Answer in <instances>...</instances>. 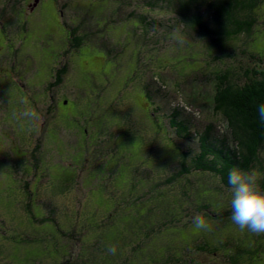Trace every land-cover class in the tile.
I'll return each instance as SVG.
<instances>
[{
	"label": "rangeland",
	"instance_id": "obj_1",
	"mask_svg": "<svg viewBox=\"0 0 264 264\" xmlns=\"http://www.w3.org/2000/svg\"><path fill=\"white\" fill-rule=\"evenodd\" d=\"M59 1L67 6L60 14ZM34 2L13 6L22 19L7 21L10 43L0 49V96L6 101L0 110V264H156L148 258L170 253H181L188 264H233L230 255L239 256L238 249L264 264V235L241 232L231 214H220L231 209V190L218 178L194 173L169 181L180 166L174 149L196 144L176 137L167 115L178 106L198 127L216 121L223 129L213 114L214 69L249 67L241 55L245 37L215 49L182 25L173 0H38L31 9ZM82 16V32L93 42L71 52L62 23L71 28ZM256 20L250 49L264 57V5ZM142 28L146 39L136 40ZM174 31L183 36L182 45ZM66 63L61 84L49 88ZM23 103L40 113L35 126L19 118ZM84 124L88 137L82 135ZM18 143L24 145L22 158L28 152V164L37 146L36 157L43 153L31 182L42 192L33 205L36 211L39 204L40 210L53 207L62 231L20 222L28 214L20 205L25 196L18 199L26 168ZM55 189L63 191L48 192ZM209 191L220 202L203 201ZM198 213L212 231L194 228ZM151 229L155 233L146 240ZM203 237L221 249L202 251ZM110 245L117 246L116 255L108 253Z\"/></svg>",
	"mask_w": 264,
	"mask_h": 264
},
{
	"label": "trees",
	"instance_id": "obj_2",
	"mask_svg": "<svg viewBox=\"0 0 264 264\" xmlns=\"http://www.w3.org/2000/svg\"><path fill=\"white\" fill-rule=\"evenodd\" d=\"M173 1H176V13L180 18L179 20L182 25L194 29L199 37L211 40L213 42L211 44L215 49L218 46L225 47L228 42L245 37L246 42L244 46L246 49L241 51V55L243 58L248 59L249 67L241 66L239 68L225 67L223 69H214L215 94L213 97V114L222 120L223 129L220 128L216 121L207 123L203 128L198 127L195 125V122L191 117L185 115V110L178 106L174 107L167 115L168 126L174 132L175 136L182 141L195 143L197 149H190V147H187V149H184L183 147L174 149L179 157L180 166L179 170L176 171L169 181H174L181 177H187L194 173L209 174L218 178L225 189H230V186L227 183L228 173L233 167H237L244 170L256 169L261 176V179L259 180V185L262 188L261 191H264V122H261L257 111V106L264 103V57L252 53L250 49V46L253 43L252 37L254 34V28L257 23L256 12L264 5V0ZM19 3L20 0H11L6 3H4V0H0L1 50H3V42L7 44L10 43V36L8 37L10 23L7 21H12L14 17H18L19 21L22 19L21 16H18V8H14L15 5ZM9 5L12 12L7 11ZM57 5L59 10L58 14H60L63 9L67 8V6L64 7V5H61L60 1ZM68 8L70 9V5H68ZM25 15H27L26 11ZM141 18L145 19V16H142ZM3 19H5L6 22H4ZM2 22L4 23V27H2ZM119 22H122L124 25L127 23L123 20H120ZM73 23L74 26L71 28H68L66 24L62 23L63 28L65 30L67 29V44L69 46L68 49L71 52L78 51V49L85 43L93 42L87 32H82V30L84 31V25H86L84 22V16L80 17V19L77 18L76 20H73ZM129 23L137 26L136 21H130ZM142 30V35L141 32L134 34L136 40L145 38L147 32L143 28ZM3 34L7 35V38H4ZM102 35L103 32L100 37ZM68 69V63H66L62 66V69L57 70L52 81L49 83V88L52 89L58 87L63 80V75L68 72ZM160 83H163V81H160ZM146 89L148 97L149 91L148 88ZM48 90L50 92V89ZM4 104H6V101L0 96V110ZM24 106L23 103V109ZM55 117L56 111L53 115V118ZM156 119L157 118L155 117V122ZM30 126H32V124H30ZM89 132L90 127H87L84 124L82 135L88 137ZM3 149L4 147L2 145V151ZM48 149L49 144L47 147H44V152ZM36 152L37 150L33 149L30 153L32 158L31 164H28L27 162V158H29L27 156L28 152L25 151V158H22L21 153L19 152L21 159L26 160H24L26 168L22 172L23 182H19L20 184L17 183V180L14 182L18 184V199L20 195L25 196V198H22L20 201V205L27 211L28 215H26L28 219H30V222L27 218L20 219V222L25 226H27V224L31 226L35 223L45 226L46 224H50L56 229V231H62L59 228L61 222L59 219L57 221L52 215V211L54 210L53 207L46 206L45 209H49L46 214L45 209L40 210V204L38 211L35 210L33 205L34 197H38L42 192L39 190V187L41 188L40 184L35 188L33 184L34 182L31 183L32 179L35 180L37 177L36 172L39 169L38 162L40 164L43 156V153L42 156H40L39 153V157H37L39 160H35ZM58 191L63 190L55 189L49 190L48 192L56 193ZM143 193L144 191L141 194ZM209 193L203 197L200 196L203 201L204 199H215L216 201H219L210 191ZM41 207L44 208L42 205ZM205 208L207 209L206 206ZM39 211H41L40 216H38ZM45 214L46 216H44ZM220 214H231V209L221 212ZM204 215H206V213ZM206 216H208V214ZM32 221H34V223ZM168 225L169 224H163V226ZM154 233L155 229L149 230L145 234V237H147L146 240ZM23 237L27 238L25 235ZM203 238H205V240L203 244L204 247L201 248L202 251L214 253V250L211 249L217 246L221 249L219 243H213L210 239H206L207 237ZM196 239L197 238H195V240ZM2 250L5 249L1 247L0 253ZM185 250L190 251V248ZM210 250L213 252H210ZM262 250L264 251V248H262ZM8 251H10V249ZM135 252L137 254L136 248ZM238 252L236 254H239V256L229 254L234 258L233 264H254L256 262L252 259V256L248 251H240L238 249ZM241 252L246 253V257L242 256ZM170 255L171 256H168V258L167 255L160 258L151 257L148 258V261L153 260L156 264H169V262L171 263L172 261H177L178 264L181 262L183 264H188L189 260L185 261L184 259L186 258L182 257L181 253H170ZM141 257L144 259L145 256Z\"/></svg>",
	"mask_w": 264,
	"mask_h": 264
},
{
	"label": "clouds",
	"instance_id": "obj_3",
	"mask_svg": "<svg viewBox=\"0 0 264 264\" xmlns=\"http://www.w3.org/2000/svg\"><path fill=\"white\" fill-rule=\"evenodd\" d=\"M172 37L181 45L185 42L183 36L175 31ZM257 111L261 122H264V103L257 106ZM18 115L33 126L41 120L40 113L31 107H25ZM260 179L256 169L244 170L237 167H233L227 177L231 190L230 220L241 232L246 230L256 236L264 235V191L260 189ZM192 223L196 230L212 231V225L199 213L192 218ZM108 253L116 255L117 246L110 245Z\"/></svg>",
	"mask_w": 264,
	"mask_h": 264
},
{
	"label": "flooded vegetation",
	"instance_id": "obj_4",
	"mask_svg": "<svg viewBox=\"0 0 264 264\" xmlns=\"http://www.w3.org/2000/svg\"><path fill=\"white\" fill-rule=\"evenodd\" d=\"M20 2H21V0H20ZM37 3L38 2H34V5L31 7V9H33V7H37L38 5H37ZM32 3H29L28 5H31ZM2 27H4V23H2ZM3 36H4V38L6 37L7 38V35H5V34H3ZM1 38H2V36H1ZM1 38H0V41H1ZM17 146H16V149H17V152H22V148H23V145L22 144H20V143H18V144H16ZM21 148V149H20ZM38 149V146H37V148H35L34 150H37ZM1 150H2V145H1ZM25 151V150H24ZM35 160H39V158H35Z\"/></svg>",
	"mask_w": 264,
	"mask_h": 264
},
{
	"label": "water",
	"instance_id": "obj_5",
	"mask_svg": "<svg viewBox=\"0 0 264 264\" xmlns=\"http://www.w3.org/2000/svg\"><path fill=\"white\" fill-rule=\"evenodd\" d=\"M36 2H38V0H36Z\"/></svg>",
	"mask_w": 264,
	"mask_h": 264
}]
</instances>
